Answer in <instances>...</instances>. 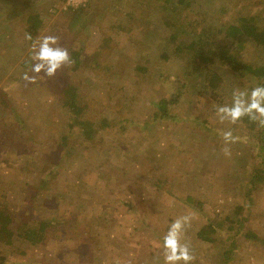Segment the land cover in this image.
Here are the masks:
<instances>
[{"label":"rangeland","instance_id":"374dc122","mask_svg":"<svg viewBox=\"0 0 264 264\" xmlns=\"http://www.w3.org/2000/svg\"><path fill=\"white\" fill-rule=\"evenodd\" d=\"M163 1L109 0L83 45L91 56L109 38L101 70L67 67L27 84L29 14L46 17L34 39L54 34L68 47V0H0V212L32 229L49 225L36 245L0 240L4 264H163V235L190 211L193 264H264V181L257 187L249 181L264 168V129L221 123L215 115L235 89L260 84L234 75L228 59L234 48L218 30L243 15L263 22L264 0H172L175 11ZM192 26L196 35H205L203 28L217 32L212 69L223 85L215 93L207 89L206 70L192 72L190 56L176 52L196 38ZM234 54L264 66L256 43ZM68 84L81 95L78 117L65 105ZM88 121L89 138L81 126ZM227 129L241 138L231 157L223 155L218 134ZM204 228L212 242L202 240Z\"/></svg>","mask_w":264,"mask_h":264},{"label":"trees","instance_id":"16d2710c","mask_svg":"<svg viewBox=\"0 0 264 264\" xmlns=\"http://www.w3.org/2000/svg\"><path fill=\"white\" fill-rule=\"evenodd\" d=\"M108 1L109 0H95V3L93 2L91 4H87L88 7L85 6L77 9H68L69 16L71 15L72 17L69 18L68 25L67 27H65L64 25V28L66 30V34L72 37L68 44L70 56L74 61V63L69 67L70 70L78 71L79 69L83 68V66L84 68H91L94 71H98L101 68L102 63L100 62V58L104 53L105 49L108 47L107 44L109 42V38H104V45L100 47L99 51H97L94 55L91 56H88L84 53L85 47L83 45L87 41L89 27H91V25L96 24L95 19L101 16V14L104 12L103 8L107 6V4L105 3H107ZM184 2L185 0H180L179 4H185ZM94 6H96V8L93 11L92 7ZM163 6H170L173 8L171 9L174 11L179 7L175 3L173 5L172 0H164ZM112 9L114 8L112 7ZM44 20H46V17H43L41 14H29L27 24L29 26V33L32 36H35V34H37L36 32L39 28L41 29L44 27ZM166 24L167 26L172 25L170 23ZM36 26L37 28L35 29ZM178 30L179 29L176 26V32L172 33L170 38V41L172 43L177 42L178 40ZM202 30L205 31V35H200V33L196 35L197 28L195 26H192V33H194L196 38L188 44L180 42L179 45H177L176 47V52L181 54L186 53L187 56H190L188 69H191L192 72H201L202 70H206L208 78L207 89L209 93H215L216 91L221 89L223 85L221 84L222 80L220 75L212 69V66L216 65L219 61V58L215 54L217 48V32H214L212 28L209 30L208 28H203ZM84 31L86 32V34H84ZM74 32L83 34L84 39L82 40L80 36L75 37ZM218 33L226 35L227 38L231 41L232 48H234V51L230 53L228 50L226 51V54L229 53L228 59H230V65L232 66L231 69L234 75L238 78H244L247 75H251L255 81H259L260 84H264V81H262V83L260 81L264 80V66H253L249 64H244L234 54L235 52H240L250 42L256 43L264 49V20L263 22H260L257 15H243L239 17L237 23H227L225 27H222L218 30ZM78 40L79 43L77 44ZM91 62H93V64L95 62V64L91 65ZM143 70L145 71L147 69L143 67ZM63 75H66V73L64 72ZM62 95L65 98L66 107H69L71 112H73L77 117L78 115H81V113L83 112V106H81L79 102L81 95L79 93L78 87H74L68 84L63 89ZM161 103V107L163 108L164 103ZM242 121L251 123L253 127L256 125V123L250 121L246 117L242 119ZM91 123L93 122L91 121ZM91 123L88 121L87 123H84V125H81L83 128L82 135L87 136L88 138L91 137V134H93L94 132V125ZM3 147L4 142L0 141V155L1 151L3 150ZM260 149L262 150H260L261 153L264 154V141L262 142ZM263 154L260 156L261 159H263ZM261 166L262 165H260V167ZM260 167L252 171V174L250 175L249 181L250 185H252L253 187H257L258 184H261L264 181V168L262 169ZM25 227H28V224L20 225L16 221L15 215L8 212V210H3L0 212L1 241L10 243L13 238H25L26 240L30 241V243H32L33 245H36L44 239V231L48 229L49 225L42 223L40 224L39 228L36 229L28 227L26 233L23 234ZM210 234L211 232L208 230V228H204L200 232L202 240L212 242L213 239ZM4 259L5 258L0 255V264H4Z\"/></svg>","mask_w":264,"mask_h":264},{"label":"clouds","instance_id":"9594fccd","mask_svg":"<svg viewBox=\"0 0 264 264\" xmlns=\"http://www.w3.org/2000/svg\"><path fill=\"white\" fill-rule=\"evenodd\" d=\"M24 38L32 42L31 75L26 72L22 77L27 84H35L40 78H55L74 63L69 48L61 43L60 36L44 35L34 39L30 33H25ZM215 115L221 123L227 121L230 124H236L246 117L258 128L264 129V84H258L250 91L235 89L230 104L215 106ZM218 134L223 140V155L231 157V146L240 142L241 138L234 135L231 129ZM195 216L196 213L190 211L170 224L162 237L163 264H193L196 260L191 243L186 238L187 229Z\"/></svg>","mask_w":264,"mask_h":264},{"label":"built area","instance_id":"2783aa9c","mask_svg":"<svg viewBox=\"0 0 264 264\" xmlns=\"http://www.w3.org/2000/svg\"><path fill=\"white\" fill-rule=\"evenodd\" d=\"M92 0H68L67 4L65 5V10L68 9H77L80 7H85L87 4H89Z\"/></svg>","mask_w":264,"mask_h":264}]
</instances>
